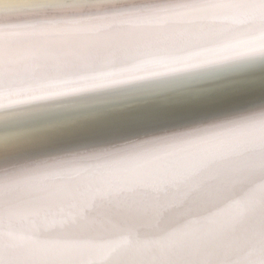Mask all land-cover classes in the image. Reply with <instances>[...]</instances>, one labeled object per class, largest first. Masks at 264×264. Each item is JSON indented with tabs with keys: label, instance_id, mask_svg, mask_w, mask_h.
Instances as JSON below:
<instances>
[{
	"label": "bare ground",
	"instance_id": "6f19581e",
	"mask_svg": "<svg viewBox=\"0 0 264 264\" xmlns=\"http://www.w3.org/2000/svg\"><path fill=\"white\" fill-rule=\"evenodd\" d=\"M130 0H0V25L35 22L20 6L126 4ZM188 32L191 35L187 34ZM122 38L137 40L118 56L91 64L105 71L127 69L105 86L69 91L54 72L21 75L15 89L31 93L0 95V167L26 166L3 200L42 214L83 207L96 188L120 189L130 182L159 179L184 169L194 157L217 151L229 138L169 139L197 129L241 120L264 107V57L248 56L243 29L218 25L154 22L129 25ZM94 37L53 28L23 38L17 54L48 58ZM174 57H194L174 63ZM196 64L198 66H192ZM42 96L31 99V96ZM26 100L25 103H13ZM75 149V150H71ZM120 149H124L121 151ZM40 162H43L40 164ZM39 164V167L37 165ZM147 193H127L142 201ZM226 217H220L217 223ZM258 220V216L256 218ZM91 235L111 239L135 221L99 203L91 212ZM208 225L202 226L206 230ZM151 257L130 252L118 264H149Z\"/></svg>",
	"mask_w": 264,
	"mask_h": 264
},
{
	"label": "snow or ice",
	"instance_id": "6c2138e0",
	"mask_svg": "<svg viewBox=\"0 0 264 264\" xmlns=\"http://www.w3.org/2000/svg\"><path fill=\"white\" fill-rule=\"evenodd\" d=\"M20 8L8 12L26 13L35 22L0 25V95L5 90L9 95L31 93V88L13 85L21 75L44 71L54 72L56 82L69 91L123 82L111 78L127 69L105 71L91 64L135 46L137 40L120 35L129 25L171 21L209 31L218 25L240 28L248 36L243 42L247 55L264 57V0H130ZM53 28L94 39L60 50L54 63L17 54L23 38ZM186 59L194 57L172 58L174 63ZM222 137L229 139L217 151L192 158L182 170L120 189L96 188L83 207L55 214L22 209L12 200L6 207L5 187L31 169L0 167V264H118V258L130 252L149 255V264H264V107L238 121L145 143ZM138 190L148 194L146 200L127 196ZM98 202L135 223L111 239L91 235V212ZM220 217L226 218L217 223ZM205 225L210 227L202 230Z\"/></svg>",
	"mask_w": 264,
	"mask_h": 264
},
{
	"label": "water",
	"instance_id": "95a60500",
	"mask_svg": "<svg viewBox=\"0 0 264 264\" xmlns=\"http://www.w3.org/2000/svg\"><path fill=\"white\" fill-rule=\"evenodd\" d=\"M71 150H75V149H71Z\"/></svg>",
	"mask_w": 264,
	"mask_h": 264
}]
</instances>
